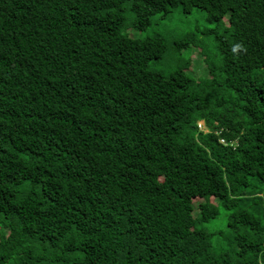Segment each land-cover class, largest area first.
<instances>
[{
	"label": "trees",
	"instance_id": "1",
	"mask_svg": "<svg viewBox=\"0 0 264 264\" xmlns=\"http://www.w3.org/2000/svg\"><path fill=\"white\" fill-rule=\"evenodd\" d=\"M0 264H264V0H0Z\"/></svg>",
	"mask_w": 264,
	"mask_h": 264
},
{
	"label": "rangeland",
	"instance_id": "2",
	"mask_svg": "<svg viewBox=\"0 0 264 264\" xmlns=\"http://www.w3.org/2000/svg\"><path fill=\"white\" fill-rule=\"evenodd\" d=\"M216 23L208 21L206 12L199 8H194L191 13L184 14L181 10H175L172 15L160 19V16H155L152 20V25L144 31H135L133 28L126 31L127 34H133L138 39L147 37L160 36L166 39L170 44L176 39L182 38L186 33L199 29H210L216 27ZM208 44L209 41L205 40ZM205 42V43H206ZM206 45V44H205ZM189 52H183L181 54L180 61H184L189 57ZM174 56H169L163 62L156 64V68L162 71L165 75H169L171 71L176 67ZM179 62V61H177ZM194 70L201 74L204 71L202 65V59L200 55L196 56L194 62ZM195 76V74H194ZM196 77V76H195ZM200 129L206 131L203 122L199 123ZM259 187V186H258ZM228 219V211L224 207H220V215L205 225V230L214 232L212 237V245L215 251L229 249L228 240L220 233V230L226 229Z\"/></svg>",
	"mask_w": 264,
	"mask_h": 264
},
{
	"label": "built area",
	"instance_id": "3",
	"mask_svg": "<svg viewBox=\"0 0 264 264\" xmlns=\"http://www.w3.org/2000/svg\"><path fill=\"white\" fill-rule=\"evenodd\" d=\"M221 143H222V144H226L224 140H221Z\"/></svg>",
	"mask_w": 264,
	"mask_h": 264
}]
</instances>
